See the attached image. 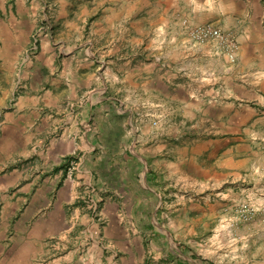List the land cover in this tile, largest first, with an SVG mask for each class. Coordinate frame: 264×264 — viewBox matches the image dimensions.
<instances>
[{"label": "rangeland", "instance_id": "rangeland-1", "mask_svg": "<svg viewBox=\"0 0 264 264\" xmlns=\"http://www.w3.org/2000/svg\"><path fill=\"white\" fill-rule=\"evenodd\" d=\"M104 1L0 0V243L38 224L49 242L61 243L38 264L67 251L72 254L61 264H264V84L258 81L264 73V17L245 26L243 31L259 35L241 59L233 28L239 25L235 17L244 26L250 8L245 0H142L139 12L134 1L124 8L136 13L134 28L128 21L118 27L137 40L127 51L102 33L98 17ZM208 25L225 39L193 40L191 29ZM47 34L50 52L42 59ZM229 42L237 46L233 59ZM255 42L262 58L253 62ZM67 45L86 58L88 53L91 67L108 70L113 89L104 100L91 95L93 119L83 117L82 103L97 81L80 75L72 89L71 75L58 78L60 65L51 61L60 50L58 60L64 59ZM129 55L139 64L160 58L171 72L167 117L148 115L143 107L129 119L130 109L125 110L132 104L121 105L119 91ZM185 81L196 91L194 102L212 111L187 121L198 126L193 131L179 126L177 114L184 113ZM228 103L235 107L232 123L217 113ZM9 114H15L12 121L23 115L31 126L21 134L7 128L14 125L5 122ZM160 125L170 130L164 149L167 135L160 134ZM66 128H72L71 137ZM99 130L103 143L91 150L85 134ZM227 134L234 138V162L223 171L202 147ZM78 168L85 174L77 185L61 175ZM14 169L22 177L13 183L7 176ZM151 169L164 172L154 183L147 180ZM26 183L32 186L28 196L27 189L18 192ZM147 187L157 193L149 195ZM244 206L251 209L247 217L241 214Z\"/></svg>", "mask_w": 264, "mask_h": 264}, {"label": "crops", "instance_id": "crops-1", "mask_svg": "<svg viewBox=\"0 0 264 264\" xmlns=\"http://www.w3.org/2000/svg\"><path fill=\"white\" fill-rule=\"evenodd\" d=\"M63 4H72L76 3L77 0H61ZM88 2V0H81ZM134 10L135 12H139L142 10V0H105L104 3L101 5V13L99 15V21L102 22V33H106L105 36H114L119 41V45L117 46L118 50L120 49H126L127 51H132L133 46L137 43V40L135 38L129 39L131 37L130 35H127V32L125 36H123V31L119 30L118 27H120L122 21H128V23H131V20L133 18L132 13H128V10H125L124 8L126 6L129 7V5H132V2H134ZM264 0H245V3L248 2L250 5L249 11L246 12V16H244L245 20L244 26L241 27V19H238V17H235V20L239 21V25L237 27L233 28V32L237 34L238 41L241 44V51L239 58L242 59L244 53L246 52V46H248V42L253 41L257 35L256 31L254 30H246L243 31L245 26L248 24V21H251V19L255 20H262L264 17ZM251 5L253 6V9L251 8ZM72 6V5H71ZM134 12V13H135ZM99 12L96 13V15ZM136 14V13H135ZM243 18V17H242ZM130 26L134 28L133 24L131 23ZM136 35L139 34L138 29H136ZM132 31V30H131ZM130 31V33H131ZM248 31V32H247ZM129 33V32H128ZM156 34H158L157 31H155ZM260 33V30H259ZM129 36V37H128ZM52 37L51 34H47L43 39H41V48L39 50L40 57L42 59L45 58V56L50 52L49 51V45L51 44ZM264 39V36L263 38ZM153 40V39H152ZM68 44V43H67ZM254 45L256 48L254 49V59L253 62H256L260 60L262 57H260V51L257 48L258 43L251 44ZM149 47L152 51L156 49L155 44L149 45ZM244 51V52H243ZM62 54V50L59 52H53L51 54L52 63L58 62L60 67L58 68L57 76L58 78L64 77V74L71 75V81L68 83L72 89H76L78 87V81H76L75 78H78L80 75H83V80H92L97 81L95 83H98V88L94 89L89 93V96L87 97V101L82 103V107L86 109V116H83L87 119H93L94 115V102L91 101L92 96L95 93H98V99L102 100L107 99V95H110L109 92L113 89L112 83L109 81L108 78V70H104L103 72L97 70L95 67L90 66V58L91 56L87 54V58L82 56L81 52L76 50V48L72 45H67V53L65 54V58L62 60L60 59V55ZM64 54V53H63ZM156 57V56H155ZM117 60H120V58L117 56ZM126 63H123L124 65H128V69H126L123 73H121L122 80H120V86L121 88L119 91L122 92V97L124 98L121 101V105L129 106L128 104H132L130 107L126 109L125 111L130 109L129 113V119H132L134 115L137 113V110H140L141 108H146L148 115H156L157 117L165 118L168 116L167 113V105L171 101V78L173 77L171 75V72L167 69H165V64L161 63L160 58H155L153 63L149 64H139L138 61L135 60V57H132V55H129L128 59L125 58ZM42 67H45V64L42 63ZM82 70V71H81ZM81 72V73H80ZM263 74V75H262ZM259 76V83L264 84V73L260 72ZM176 77V76H175ZM54 80H56L54 78ZM45 81L48 82L46 79ZM180 86V85H179ZM184 90V99L182 100V109H184V113H177L180 118L183 120L180 123V127L182 126L183 129L186 131L190 130L193 131L195 129V125L191 124L187 126V121L191 120L193 121L195 117H201L206 115L210 112L212 114L211 110L203 109L200 104L195 103V94L196 91L192 87L191 83L189 81H185L183 85ZM78 94H76L77 96ZM231 98H238V96H235L232 92L230 93ZM94 98V97H93ZM200 103H204L205 100H199ZM216 103V102H215ZM198 104V105H197ZM20 106L21 101H20ZM218 105V104H216ZM97 108V107H95ZM181 109V108H180ZM135 110V112H134ZM204 110V111H203ZM119 114H122L123 111H119ZM219 117H226L230 120V122L235 117V107L232 103H228L227 106H223L222 111L217 112ZM15 114H9L6 116V123L13 122V126L11 124H6L5 126L7 128H13L16 130V132H19V134L22 133L23 129L22 127H25L27 129L28 126H31V124H25L26 122L23 121L22 117L23 115L19 114L17 118H15L12 121V116ZM211 116V115H210ZM204 120V119H202ZM56 123V122H55ZM232 123V122H231ZM26 125V126H24ZM134 129V125H131ZM163 125H160L158 129H161L160 134L163 136L167 135V137H163V141L167 144H163L162 147L167 148L168 147V138L170 135V130L167 128H163ZM56 127V126H55ZM136 131L140 130L138 126L135 127ZM24 129V130H25ZM58 129V127L56 128ZM72 128H66L65 132H67L68 137H71V130ZM215 130H218V127L215 128ZM214 130V131H215ZM99 134L92 131V135L86 136V144L90 146V149H95L96 145H99L100 143H103V140L100 137L101 130L98 132ZM154 133V131H152ZM228 135V134H227ZM234 138L230 137L229 135L224 137H218V139L212 140L207 142L206 144H203V150L209 153L210 157H213L216 159L215 163L216 165L222 169L223 171L228 170L230 168L229 164H233L234 157ZM15 138H11V145L14 147L15 145ZM53 148V146H52ZM168 151V150H167ZM21 156V154H19ZM61 157H64L61 154ZM140 162L143 163L142 160L138 158ZM146 160H149V158H146ZM185 162H188L190 164L195 163V159H184ZM155 160H153L154 164ZM101 166V164H100ZM202 168L201 166H198ZM204 171V169L202 168ZM25 171H22L24 173ZM150 174H147V180L149 183H154V179L156 176L160 177L164 172L161 171H155L153 169L148 170ZM87 173V172H86ZM93 171H90V174L93 176ZM85 174V171L81 168L76 169L73 173H65L61 172L62 177H66L65 180L72 179L77 185L79 183L78 180ZM10 180L14 179V182H17V180L22 177L21 172L19 169H14L12 172L9 173L7 176ZM41 177L36 176L34 179H40ZM30 181V179H28ZM23 188L18 190V192L25 191L27 189V196L29 193V190L32 188L31 184H22ZM24 189V190H23ZM147 191L149 192V195H152L153 193L156 194L157 190L152 187H147ZM20 200V199H18ZM95 224V223H94ZM154 225V223H153ZM155 226V225H154ZM28 230L22 231V230H16V235H18L17 239H10L8 242H1L0 243V264H38L40 260H42V256L45 254L51 253L55 251L56 249H59L61 246V243H52L49 242L47 238L43 236V231L39 230V225H34L32 228H28ZM71 230H69L68 233ZM92 234V232H90ZM20 235V236H19ZM70 238L72 237V234H68ZM69 241V240H68ZM71 250V249H70ZM72 251L61 253H54L53 257L50 259V264H61L66 257H70L69 255L72 254ZM165 257V256H164ZM87 257L85 255L80 256V260L85 261ZM165 264V263H163Z\"/></svg>", "mask_w": 264, "mask_h": 264}, {"label": "bare ground", "instance_id": "bare-ground-1", "mask_svg": "<svg viewBox=\"0 0 264 264\" xmlns=\"http://www.w3.org/2000/svg\"><path fill=\"white\" fill-rule=\"evenodd\" d=\"M190 33L193 40L197 42H205L210 38L218 41L225 39L222 31L213 25H208L205 27H194L191 29ZM236 50V44L234 42H229V44L227 45V51L230 58H234Z\"/></svg>", "mask_w": 264, "mask_h": 264}, {"label": "built area", "instance_id": "built-area-1", "mask_svg": "<svg viewBox=\"0 0 264 264\" xmlns=\"http://www.w3.org/2000/svg\"><path fill=\"white\" fill-rule=\"evenodd\" d=\"M249 213H251V209H249L248 207L244 206V208L241 210L242 216L247 217Z\"/></svg>", "mask_w": 264, "mask_h": 264}]
</instances>
